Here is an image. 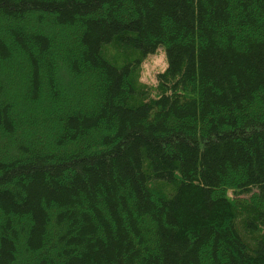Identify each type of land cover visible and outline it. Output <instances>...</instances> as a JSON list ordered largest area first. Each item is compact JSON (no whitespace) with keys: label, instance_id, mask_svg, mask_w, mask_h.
<instances>
[{"label":"trees","instance_id":"obj_1","mask_svg":"<svg viewBox=\"0 0 264 264\" xmlns=\"http://www.w3.org/2000/svg\"><path fill=\"white\" fill-rule=\"evenodd\" d=\"M0 264H264V0H0Z\"/></svg>","mask_w":264,"mask_h":264},{"label":"rangeland","instance_id":"obj_2","mask_svg":"<svg viewBox=\"0 0 264 264\" xmlns=\"http://www.w3.org/2000/svg\"><path fill=\"white\" fill-rule=\"evenodd\" d=\"M32 26H29V31L34 29ZM166 66L167 56L165 50L163 47H159L156 52L150 53L143 62L142 79L149 83H155L157 72L165 69Z\"/></svg>","mask_w":264,"mask_h":264}]
</instances>
